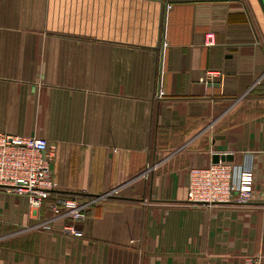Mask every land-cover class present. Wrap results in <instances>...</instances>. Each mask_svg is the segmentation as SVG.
<instances>
[{"label":"crops","instance_id":"0c3cea01","mask_svg":"<svg viewBox=\"0 0 264 264\" xmlns=\"http://www.w3.org/2000/svg\"><path fill=\"white\" fill-rule=\"evenodd\" d=\"M0 135L46 140L55 194H111L74 238L0 189V264H264L257 0H0ZM245 153L252 201L187 203L190 169Z\"/></svg>","mask_w":264,"mask_h":264},{"label":"built area","instance_id":"2783aa9c","mask_svg":"<svg viewBox=\"0 0 264 264\" xmlns=\"http://www.w3.org/2000/svg\"><path fill=\"white\" fill-rule=\"evenodd\" d=\"M184 1V0H183ZM168 8H170L168 6ZM210 37L206 43L212 46ZM217 73L205 72V79L214 80ZM52 147L45 139L16 135H0V189L26 198L31 208H40L48 199L50 217L42 223L44 230L52 224L67 220L60 232L81 238L83 233L74 223L84 219L86 208L110 195L88 198L78 202L55 195L56 184L51 179ZM240 163L219 161L188 172L186 201L191 206H212L234 201L247 204L253 200L254 165L252 155L244 154ZM249 158V161H247ZM244 264H263L261 257L246 258Z\"/></svg>","mask_w":264,"mask_h":264},{"label":"water","instance_id":"95a60500","mask_svg":"<svg viewBox=\"0 0 264 264\" xmlns=\"http://www.w3.org/2000/svg\"><path fill=\"white\" fill-rule=\"evenodd\" d=\"M178 1V0H177ZM258 5L260 7V10L264 16V0H257ZM219 161H231V158H229V156H219V155H215L213 157V163H218Z\"/></svg>","mask_w":264,"mask_h":264},{"label":"trees","instance_id":"16d2710c","mask_svg":"<svg viewBox=\"0 0 264 264\" xmlns=\"http://www.w3.org/2000/svg\"><path fill=\"white\" fill-rule=\"evenodd\" d=\"M55 194V193H54ZM55 195H58V196H60V197H70V195H67V194H61V193H59V194H55ZM126 201H128V200H126Z\"/></svg>","mask_w":264,"mask_h":264},{"label":"rangeland","instance_id":"374dc122","mask_svg":"<svg viewBox=\"0 0 264 264\" xmlns=\"http://www.w3.org/2000/svg\"><path fill=\"white\" fill-rule=\"evenodd\" d=\"M63 198H68V197H63ZM70 198V197H69Z\"/></svg>","mask_w":264,"mask_h":264}]
</instances>
